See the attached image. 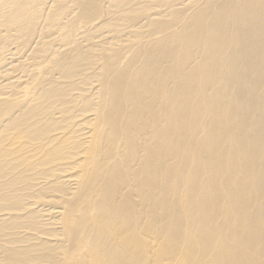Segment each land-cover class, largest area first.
<instances>
[{"label": "bare ground", "instance_id": "obj_1", "mask_svg": "<svg viewBox=\"0 0 264 264\" xmlns=\"http://www.w3.org/2000/svg\"><path fill=\"white\" fill-rule=\"evenodd\" d=\"M0 264H264V0H0Z\"/></svg>", "mask_w": 264, "mask_h": 264}]
</instances>
